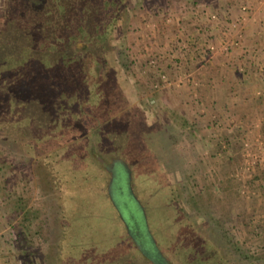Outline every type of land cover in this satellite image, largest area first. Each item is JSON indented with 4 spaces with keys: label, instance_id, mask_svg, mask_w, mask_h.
<instances>
[{
    "label": "rangeland",
    "instance_id": "374dc122",
    "mask_svg": "<svg viewBox=\"0 0 264 264\" xmlns=\"http://www.w3.org/2000/svg\"><path fill=\"white\" fill-rule=\"evenodd\" d=\"M9 4L0 41L40 19ZM122 16L95 57L67 47L81 81L0 123V264H264V0H129ZM99 157L131 184L121 167L109 193Z\"/></svg>",
    "mask_w": 264,
    "mask_h": 264
},
{
    "label": "trees",
    "instance_id": "16d2710c",
    "mask_svg": "<svg viewBox=\"0 0 264 264\" xmlns=\"http://www.w3.org/2000/svg\"><path fill=\"white\" fill-rule=\"evenodd\" d=\"M128 2L129 0H10L7 9L5 8L6 14L7 11L11 10L9 8L17 13V10L23 6L29 9L33 7L38 11L40 19L38 23L36 21L34 24L32 23L29 31L30 37L26 34L28 33L27 24H31V22L23 21L24 24L20 28V38L8 36L0 41V123L4 117L9 116L8 114L15 110L19 103L26 104L25 107L20 108L21 113L31 112L33 109L32 101L38 103V96L40 98L48 94L45 89L52 92L50 94L52 97L59 93V87L64 88L63 84L74 86L78 81H81L84 74V72L82 74L83 68L81 66H79V70L73 72H69V70H73L72 68H66L70 60L67 47L71 42L81 43V47L75 46L73 48L74 53L70 56L71 61L82 58L77 55L78 53L95 57L97 52L101 53L99 50L109 49L114 30L122 19ZM73 25H75V30L68 33L66 28H71ZM37 30L41 36L39 41L34 42L33 34H36ZM40 46H44L45 52L42 59L37 56ZM51 50H57L63 56L60 57L61 60L57 56L59 62L55 61L54 64L50 65L47 57ZM99 61H96V64L100 66ZM51 67L52 69H50ZM103 170L106 169L103 168ZM109 175L111 174L109 173ZM23 222L24 220L19 221L15 225L18 242L24 236ZM122 223L125 226L123 220ZM130 241L136 245L131 238ZM195 245L192 254L188 257H191L192 260L209 259V254L201 255L196 248L197 244ZM77 258L78 260L79 258L86 260L81 256ZM146 261L148 264H153L150 260L151 263ZM118 263L121 264L120 261Z\"/></svg>",
    "mask_w": 264,
    "mask_h": 264
},
{
    "label": "water",
    "instance_id": "95a60500",
    "mask_svg": "<svg viewBox=\"0 0 264 264\" xmlns=\"http://www.w3.org/2000/svg\"><path fill=\"white\" fill-rule=\"evenodd\" d=\"M99 161L102 162L103 166L110 172L111 176H110V182H109V185H108V192L109 193H114L115 194V188L117 187L116 185H118V176H119V171L121 170V167H124L126 172H127V178H128V185L131 184V171L128 167V165L121 159H112V161L110 162V164H107L105 161H103L101 159V157H99ZM116 186V187H115ZM128 188L130 189V187L128 186ZM114 189V191H112ZM131 190V189H130ZM111 195V194H110ZM112 198L114 199V202L116 203V205L118 206L117 209L119 210V213H120V216H121V219L124 221L125 223V226L127 228V231L132 234V237L135 244L137 245V247L140 249V250H144L141 243L142 241L136 236V233H135V230L132 228V225H131V221H129L128 219H126V217H124L125 213H124V208L121 206V203L118 201L117 197H115V195H111ZM134 200H135V203L138 205V207L141 209L142 211V219L144 217V220H145V216H144V211H143V208L139 202V200L134 196ZM114 203V204H115ZM144 227L146 226V223L144 222L143 223ZM141 241V243H140ZM159 255V260H161V262H159V264H171L165 257L164 255L158 251ZM153 262V261H152ZM156 264V263H154ZM158 264V262H157Z\"/></svg>",
    "mask_w": 264,
    "mask_h": 264
}]
</instances>
